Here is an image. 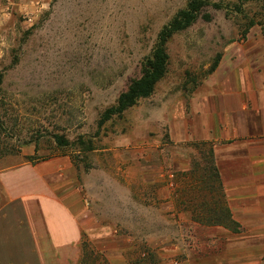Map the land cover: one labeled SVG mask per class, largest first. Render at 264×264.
I'll use <instances>...</instances> for the list:
<instances>
[{
    "label": "rangeland",
    "instance_id": "1",
    "mask_svg": "<svg viewBox=\"0 0 264 264\" xmlns=\"http://www.w3.org/2000/svg\"><path fill=\"white\" fill-rule=\"evenodd\" d=\"M187 2L0 0V169L66 159L84 206L79 264H185L204 243L212 259L219 229L207 224L236 229L221 202L218 220L203 219L207 188L195 183L214 179L202 168L208 145L173 136L189 127L191 95L216 58L263 33L264 0H207L167 41V72L153 92L99 124ZM218 186L209 188L216 197Z\"/></svg>",
    "mask_w": 264,
    "mask_h": 264
},
{
    "label": "crops",
    "instance_id": "2",
    "mask_svg": "<svg viewBox=\"0 0 264 264\" xmlns=\"http://www.w3.org/2000/svg\"><path fill=\"white\" fill-rule=\"evenodd\" d=\"M234 52L195 87L189 127L173 138L212 148L236 229L207 224L219 255L208 259L204 243L185 264H264V34ZM66 167L55 157L0 169V264H79L84 206Z\"/></svg>",
    "mask_w": 264,
    "mask_h": 264
},
{
    "label": "trees",
    "instance_id": "3",
    "mask_svg": "<svg viewBox=\"0 0 264 264\" xmlns=\"http://www.w3.org/2000/svg\"><path fill=\"white\" fill-rule=\"evenodd\" d=\"M204 4H207V0H188L185 7L179 9L170 20L164 24L161 29L158 31L155 39V43L152 47V50L142 63L141 74L138 77H135L130 80L129 84L118 95L115 104L105 108L99 117V124H103L110 118L115 115H119L124 112L127 108L134 105L138 100L142 98L148 97L154 90L157 82L163 78V76L167 72L168 68V53L166 49V44L171 36L191 25L199 15ZM215 7H220L219 3H213ZM252 24V23H250ZM248 24L247 27L250 25ZM247 31V30H246ZM245 31V33H246ZM264 33V30H262ZM218 65V58H216L215 62L208 69L207 73L212 72L215 67ZM57 138H60L57 136ZM65 144V142H63ZM195 146L205 143H192ZM208 152L210 153V159L205 161L203 165V169L210 174L213 181L198 180L195 184L205 186L207 188L206 191H202L201 195L198 197H202V200L209 205V210L203 216L204 220H212L216 218L215 214H212L213 207H216L217 203L221 202L220 210L224 212V217L231 223H235L231 219L230 212L227 208H225L224 202L222 200L223 194L220 192L218 197L214 194L213 190L209 191V188L215 184V182H219L218 180V171L214 164V157L212 156V148H208ZM197 165V163H195ZM220 187V185L218 186ZM217 210V211H220ZM197 218V216L195 217ZM218 220V218H216ZM215 219V220H216Z\"/></svg>",
    "mask_w": 264,
    "mask_h": 264
}]
</instances>
